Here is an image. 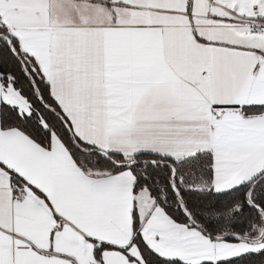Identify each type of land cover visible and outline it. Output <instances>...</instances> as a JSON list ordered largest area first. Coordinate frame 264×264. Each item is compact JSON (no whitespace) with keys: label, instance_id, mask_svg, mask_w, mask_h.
<instances>
[{"label":"snow or ice","instance_id":"1","mask_svg":"<svg viewBox=\"0 0 264 264\" xmlns=\"http://www.w3.org/2000/svg\"><path fill=\"white\" fill-rule=\"evenodd\" d=\"M0 264H264V0H0Z\"/></svg>","mask_w":264,"mask_h":264}]
</instances>
